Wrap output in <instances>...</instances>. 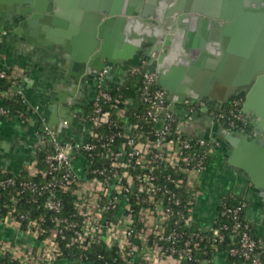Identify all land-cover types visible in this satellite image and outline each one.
Returning <instances> with one entry per match:
<instances>
[{"label": "built area", "instance_id": "built-area-1", "mask_svg": "<svg viewBox=\"0 0 264 264\" xmlns=\"http://www.w3.org/2000/svg\"><path fill=\"white\" fill-rule=\"evenodd\" d=\"M12 35L10 24L0 26V80L10 81L7 89L0 90V118H15L21 132H26L35 108L22 91L29 70L9 65L3 51ZM110 71L119 75L117 81L107 80ZM129 79L138 84L136 99L109 92ZM155 81L156 75L140 66L109 67L91 84L92 97L78 114L76 138L58 144L47 127L36 131L37 142L23 167L30 180L0 181V227L15 235L0 238V257L18 264H55L62 260L64 243L81 253L93 247L114 250L123 264H190L196 262L194 249L209 242L203 236L206 232L212 235V256L220 255L223 235L214 226L218 214L207 231L197 227L182 249L165 247L185 236L176 227L194 225L201 177L214 155L208 141L191 137L186 128L208 117L212 123H226L230 130L247 131L249 121L237 101L222 107L187 101L173 114ZM15 98L26 106L17 116L2 104ZM37 152L44 154L42 166L35 160ZM6 171L0 168L1 173ZM65 197L72 205L68 216L63 213ZM23 200L38 206L42 200L47 215L20 212ZM240 210L227 212L236 221ZM240 229L246 227L234 222L229 238L237 240V246L228 256L241 258L243 264H264L258 255L261 244ZM17 238H28L33 244Z\"/></svg>", "mask_w": 264, "mask_h": 264}, {"label": "water", "instance_id": "water-1", "mask_svg": "<svg viewBox=\"0 0 264 264\" xmlns=\"http://www.w3.org/2000/svg\"><path fill=\"white\" fill-rule=\"evenodd\" d=\"M6 24L13 31L7 46L26 53L36 45L52 53L58 76H65L50 93L59 103L47 107L49 115L41 104L32 105L27 131L13 142L0 141V156L21 155L26 166L44 126L58 144L67 141L80 130L78 114L98 74L140 66L156 75L173 114L187 101L222 107L242 98L249 130L205 117L202 137L223 166L249 184L264 224V0H0V26ZM118 79L114 71L107 75Z\"/></svg>", "mask_w": 264, "mask_h": 264}, {"label": "crops", "instance_id": "crops-1", "mask_svg": "<svg viewBox=\"0 0 264 264\" xmlns=\"http://www.w3.org/2000/svg\"><path fill=\"white\" fill-rule=\"evenodd\" d=\"M6 44V43H5ZM23 51L18 47L4 46V52L7 55L8 64L12 66L27 67L29 70L28 77L23 84V94L29 104L38 106L39 104L46 107L43 114L49 115L48 106H52L56 101L50 98V93L57 91L64 79L58 76L60 69L59 61L52 53L38 49L36 45ZM42 65V66H41ZM59 81V82H58ZM57 103V102H56ZM207 127L202 121H194L186 128L188 134L194 136H205ZM22 131L21 125L17 120L6 121L0 125V141L13 142L18 139ZM68 133V131H66ZM77 137V131L67 140ZM27 158L15 156L10 153H4L0 156V168L10 172H16L23 168V162ZM201 196L194 212V225L207 231L218 213L220 201L229 194H240L245 196L250 202L248 217L253 220L259 230L264 235V224L262 223V209L258 206L257 199L249 184L238 173L231 172L222 164V157L215 154L210 159V163L201 177ZM247 186V187H245ZM13 239L15 235L8 233L0 227V238ZM27 244H33L28 238H17ZM55 264H73L68 260H60ZM170 264V263H169ZM207 264H228L222 254L212 256Z\"/></svg>", "mask_w": 264, "mask_h": 264}, {"label": "trees", "instance_id": "trees-1", "mask_svg": "<svg viewBox=\"0 0 264 264\" xmlns=\"http://www.w3.org/2000/svg\"><path fill=\"white\" fill-rule=\"evenodd\" d=\"M10 85V81L8 80H0V90L7 89ZM138 86L136 79H129L124 83L123 86L119 90H117L116 86L110 87L109 92L112 95H121L124 97H129L132 99H136L138 97ZM242 99V98H241ZM4 106L9 110L10 114H17L19 112L25 111L26 106L24 105L22 99L15 98L13 100L3 101ZM15 120V118L10 119V121ZM4 122V118H0V125ZM188 134V133H187ZM191 137H198L194 136L193 134H189ZM43 158L44 154L42 152H37L35 155V160H37L38 165H43ZM9 178H16L17 180H30L27 176V171L25 168H21L16 172L6 171L4 173L0 172V181L9 179ZM247 187V186H245ZM9 191V190H6ZM27 199H25L26 201ZM71 199L65 197L64 198V206H63V213L64 215L68 216V213L72 211ZM23 200L18 205V210L20 212H30L33 215L44 214L47 215L45 212L42 211V200L39 202L38 205H32L25 203ZM39 207V210H38ZM250 207V202L247 199L241 197L240 194H229L227 195L222 204L218 207V216L215 221V228H218L220 233L223 235L222 241L218 244V251L220 254L223 255L226 263H235V264H243V260L238 257H230L228 256V251L237 246V240L231 241L229 238L230 230L234 222L239 221L242 226L246 227V230L240 229V231H247L251 237L257 242L261 244V248L258 251V255L261 261L264 263V235L259 233L258 227L256 223L248 217V210ZM240 208L241 210L237 214L236 221L234 217L229 214L227 211ZM172 228V224L169 226ZM177 232H184L185 236L181 240H175V244L166 243L165 247L169 248L175 246L178 249H182V243L189 240V235L193 233H197V227L193 225L190 228H182L176 227ZM203 236L209 240V242L204 241L201 243L197 249L193 251V258L196 262L190 264H199L201 261L206 260L210 261L212 258L211 250H210V239H212V235L209 232L203 234ZM195 238H190V242L195 243ZM62 246V260H68L73 262V264H80V260L86 261L87 263L93 264H123L116 256L114 250H108L103 247H93L86 253H81L74 248H65L64 243ZM0 264H18L16 262H12L9 260L8 257H0Z\"/></svg>", "mask_w": 264, "mask_h": 264}, {"label": "flooded vegetation", "instance_id": "flooded-vegetation-1", "mask_svg": "<svg viewBox=\"0 0 264 264\" xmlns=\"http://www.w3.org/2000/svg\"><path fill=\"white\" fill-rule=\"evenodd\" d=\"M232 101H237L240 105L242 104V99L241 98H234V99H231L227 104H229L230 102H232ZM57 103H59V102H57ZM226 104V105H227ZM225 106V105H224ZM40 108H41V111L42 112H44V109L46 108V107H43V105H41L40 106ZM202 122H203V124L207 127L208 125V123L206 122V120H202Z\"/></svg>", "mask_w": 264, "mask_h": 264}]
</instances>
